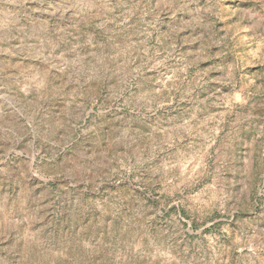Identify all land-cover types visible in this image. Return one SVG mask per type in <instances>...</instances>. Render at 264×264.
<instances>
[{"label": "rangeland", "instance_id": "374dc122", "mask_svg": "<svg viewBox=\"0 0 264 264\" xmlns=\"http://www.w3.org/2000/svg\"><path fill=\"white\" fill-rule=\"evenodd\" d=\"M0 264H264V0H0Z\"/></svg>", "mask_w": 264, "mask_h": 264}]
</instances>
